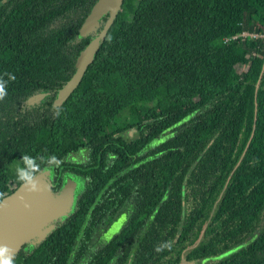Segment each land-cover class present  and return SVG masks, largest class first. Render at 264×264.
<instances>
[{
	"label": "trees",
	"instance_id": "1",
	"mask_svg": "<svg viewBox=\"0 0 264 264\" xmlns=\"http://www.w3.org/2000/svg\"><path fill=\"white\" fill-rule=\"evenodd\" d=\"M95 1L0 0V190L21 169H49L52 191L80 180L12 264H264V0H122L56 104L106 20L78 35ZM239 29L263 36L224 41ZM124 112L136 120L108 129Z\"/></svg>",
	"mask_w": 264,
	"mask_h": 264
},
{
	"label": "water",
	"instance_id": "2",
	"mask_svg": "<svg viewBox=\"0 0 264 264\" xmlns=\"http://www.w3.org/2000/svg\"><path fill=\"white\" fill-rule=\"evenodd\" d=\"M121 4L122 0H96L84 17L78 31L79 36L92 31L97 25L98 18L107 14L98 34L77 54L75 70L62 85L66 87L62 100L75 87L86 65L92 60L99 39L105 35L117 11L121 9ZM42 96L43 94H38L30 97L28 102ZM49 174V169L34 173V179L37 182L36 191L26 190L20 182L13 190L0 198V249L6 250L3 255H0V260L11 259L23 243H29L32 246L40 243L55 227L56 221L71 211L76 182L67 177L59 189L52 191Z\"/></svg>",
	"mask_w": 264,
	"mask_h": 264
},
{
	"label": "rangeland",
	"instance_id": "3",
	"mask_svg": "<svg viewBox=\"0 0 264 264\" xmlns=\"http://www.w3.org/2000/svg\"><path fill=\"white\" fill-rule=\"evenodd\" d=\"M243 67H239V69L241 70ZM147 89V88H146ZM64 90H66V87H62V89H60L55 97H54V102L55 103H60L62 100V95L64 94ZM181 101L183 104H186L189 102V99L187 97H182ZM147 106L152 105V100L148 101ZM136 120L135 114L134 113H128V112H124L120 117H117L116 119H112L108 122V129H113L116 126L121 125L123 122L131 124ZM85 155V149L84 148H80L77 151L74 152H70L66 155V159L68 161H80L84 158ZM67 177L72 178L75 182H76V187H75V191L76 188L78 186V184L80 183V180L78 179V177L74 176V175H67ZM66 177V178H67ZM74 191V192H75ZM6 193L4 191L0 190V197H2L3 195H5ZM127 215V210L124 209L122 210V212H119L117 214V216L113 219V221L109 224V226L102 228L99 230L98 234H97V244H101L102 242L106 241L109 236L116 232L118 230V228L121 226L122 222L125 220V217Z\"/></svg>",
	"mask_w": 264,
	"mask_h": 264
},
{
	"label": "clouds",
	"instance_id": "4",
	"mask_svg": "<svg viewBox=\"0 0 264 264\" xmlns=\"http://www.w3.org/2000/svg\"><path fill=\"white\" fill-rule=\"evenodd\" d=\"M6 95L4 82L0 81V100H3ZM27 160V157H25ZM35 169H31L29 171H25L23 169L19 170L18 172V180L21 182L22 186L26 187V190L28 191H36L37 190V182L34 179V172ZM5 249H0V255H3ZM0 264H12V261L10 259H4L0 260Z\"/></svg>",
	"mask_w": 264,
	"mask_h": 264
},
{
	"label": "built area",
	"instance_id": "5",
	"mask_svg": "<svg viewBox=\"0 0 264 264\" xmlns=\"http://www.w3.org/2000/svg\"><path fill=\"white\" fill-rule=\"evenodd\" d=\"M263 36V32L262 33H257V32H250V31H245V30H236L230 34H227L225 37H224V41H231V40H234V39H237V38H245V37H251L253 39H256V38H260ZM240 70V69H239Z\"/></svg>",
	"mask_w": 264,
	"mask_h": 264
},
{
	"label": "flooded vegetation",
	"instance_id": "6",
	"mask_svg": "<svg viewBox=\"0 0 264 264\" xmlns=\"http://www.w3.org/2000/svg\"><path fill=\"white\" fill-rule=\"evenodd\" d=\"M75 191V190H74ZM75 193V192H74Z\"/></svg>",
	"mask_w": 264,
	"mask_h": 264
}]
</instances>
